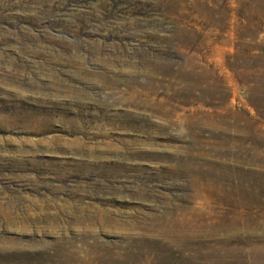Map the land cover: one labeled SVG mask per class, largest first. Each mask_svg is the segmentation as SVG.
I'll return each instance as SVG.
<instances>
[{
	"label": "rangeland",
	"instance_id": "rangeland-1",
	"mask_svg": "<svg viewBox=\"0 0 264 264\" xmlns=\"http://www.w3.org/2000/svg\"><path fill=\"white\" fill-rule=\"evenodd\" d=\"M230 2L0 0V80L2 75L5 82L19 79L32 97L43 96L30 91L39 84L43 91L74 90L72 104L53 109L44 126L34 124L30 114L0 108V264L55 261L61 235L80 243L79 237L92 232L64 224L73 215L64 204L91 199L107 203L110 212L94 221L116 224L113 233L103 228L100 233L119 245L121 261L132 263L136 245L129 240L145 226L138 208L191 204L196 177L183 160H199L205 152L220 166L227 162L234 171L264 174V0ZM230 5L236 10L234 24L212 28L206 22L204 9ZM229 30L233 50L225 62L240 88L235 100L227 77L215 72L220 83L213 97L175 100L173 92L185 85L180 70L190 69V58L220 71L215 47ZM240 69L251 71L247 81ZM98 74L112 86L104 87ZM201 103L207 110L227 106L233 124L240 125L245 114L252 126L247 148L239 146L241 132L234 126L213 139L208 128L202 133L188 119L176 124L175 111L191 112ZM158 106L173 111V117L163 116ZM246 184L251 222L233 231L226 264H264V189L257 182ZM10 238L23 239L22 249H7ZM41 240L51 245L37 249L34 242ZM157 260L152 252L144 261Z\"/></svg>",
	"mask_w": 264,
	"mask_h": 264
},
{
	"label": "bare ground",
	"instance_id": "bare-ground-1",
	"mask_svg": "<svg viewBox=\"0 0 264 264\" xmlns=\"http://www.w3.org/2000/svg\"><path fill=\"white\" fill-rule=\"evenodd\" d=\"M231 3L234 4V0H231ZM231 8L230 5L224 9H204L206 17H210L206 22L212 28L220 27L221 24L225 26L234 24L236 10ZM232 36V31L229 30L227 39L215 47V50H220L221 54L220 56L216 54V58H214L215 67L220 70L219 72L200 66L196 58L192 57L188 60L190 69L180 70V76L184 79L185 85L173 92L175 100L188 102L193 98L201 102L207 101L206 96L213 97L218 90L220 82L217 83L216 74L227 77L233 90V101L235 100L236 92L240 88L225 62V58L232 54ZM245 66H250L247 60ZM240 74L242 79L247 81L251 71L240 69ZM96 78L102 81L104 87L112 86V81H109L105 75L98 74ZM18 80L8 78V81L5 82L6 79L2 75L0 83L5 82V84L1 86L2 93H4L0 98L1 110L13 109L16 116L20 112L26 115L30 114L34 124L38 123L39 126H44L45 118L50 115L51 111L53 112V109L57 110L59 107L72 104L68 100L74 94V90L71 88L62 89L60 86L57 88L51 86L50 91H43L42 84H39L36 85L37 87L33 86L35 90L30 91L37 94L40 92L43 96L32 97L31 94H26L28 91L25 92L26 88ZM196 90L200 92L196 93ZM48 96L55 97V99ZM31 100L33 103L30 102ZM181 108L180 112L175 111L179 116L176 124L181 125L184 120L188 119L192 128L199 127L202 133L208 128L209 137L213 139L220 137L221 131L233 130L231 128L234 126L237 131L241 132L237 137L239 146L243 145L245 149L247 148L252 134V126L249 120L245 119V114H242L244 120L239 125L232 123L227 106L217 105L207 110L205 104L201 103L195 106L191 112ZM157 109L166 118L173 117L174 113L170 109L160 106ZM12 113L11 110L10 114L12 115ZM28 122L30 123V120ZM258 136L262 137L263 134L259 132ZM230 139L232 136L225 137V140ZM180 164L187 167L189 172L196 177L193 183V193L188 196L191 204L179 203L176 206L167 207L155 202L147 204V207L140 206L138 211L142 215L145 226L137 227L136 235L129 240L136 245V250L131 253L132 263L121 261L118 253L119 245L107 242L105 240L107 234L100 233L101 228L107 233H113L116 228V224L107 223L108 220L107 222L102 221L103 217L110 212L107 203L98 201L96 203L93 201L94 199H91L79 200L70 205L65 203L64 207L70 208L73 215L64 220V224L76 228H81L83 225L85 228L83 232H86V229L92 232H87L79 237L80 243L76 242L77 237L75 236L61 235L63 242L60 244L56 242L58 245L56 260L49 261V257H46L41 264H226L233 249L229 240L236 237L233 231L246 229L251 222L249 216L251 215L252 202L249 198L250 186H247L246 182H257L264 189V174L254 171H239V168L234 171L227 162L220 166L205 152L200 154L199 160L189 158ZM235 178H238L237 183ZM254 199L258 201L259 195L255 193ZM97 218L102 219L101 223L99 220L94 221ZM56 226V224H51L52 229ZM60 226L61 223L57 227ZM22 240L17 238L5 240L7 249L15 252L22 249L24 245ZM204 241L209 242L201 245ZM34 244L37 249H44L50 244V241L48 243L47 240H41ZM203 246L208 247L204 249ZM152 252L158 259L156 263L144 261ZM202 258L205 261H201ZM208 260L211 262L207 263Z\"/></svg>",
	"mask_w": 264,
	"mask_h": 264
}]
</instances>
